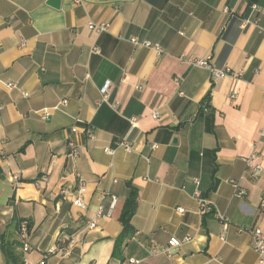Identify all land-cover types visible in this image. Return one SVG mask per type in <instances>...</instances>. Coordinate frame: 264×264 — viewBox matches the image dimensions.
Returning <instances> with one entry per match:
<instances>
[{
	"label": "crops",
	"instance_id": "1",
	"mask_svg": "<svg viewBox=\"0 0 264 264\" xmlns=\"http://www.w3.org/2000/svg\"><path fill=\"white\" fill-rule=\"evenodd\" d=\"M180 57L241 74L216 79ZM263 89L264 0H0V264H259L238 228L264 233ZM121 138L131 151H104ZM185 235L168 256V239Z\"/></svg>",
	"mask_w": 264,
	"mask_h": 264
},
{
	"label": "built area",
	"instance_id": "2",
	"mask_svg": "<svg viewBox=\"0 0 264 264\" xmlns=\"http://www.w3.org/2000/svg\"><path fill=\"white\" fill-rule=\"evenodd\" d=\"M76 2H81L84 0H75ZM251 10L252 11H258L259 10V6L255 3H252L250 5ZM88 27L92 30H94L97 33H100L104 30L107 29V24L106 23H95V22H88L87 23ZM134 41V40H133ZM145 45H150V42L145 41L143 42ZM155 48L159 49L158 44L154 45ZM95 50H97V48H95ZM181 61H187L190 65L192 66H196V67H201V68H205L208 69L211 72V75L213 78H223L226 76H231V77H238V75H240V72H235L233 71L231 68L225 67V68H218L213 66L210 61L208 60V58H188V59H184L183 57H180ZM176 81H178V78H175ZM7 86L10 88L16 87L14 82H7ZM109 90H110V83L106 82L105 85L102 88V99L105 101H109ZM180 93H182L180 91ZM263 96H264V89H263ZM24 96H27L28 93L27 92H23ZM232 97L235 96V92L232 93L231 95ZM59 104L65 105L67 104V99H62ZM59 104L55 105L54 108H58ZM113 106H115V104L112 103ZM3 104L0 103V110L3 108ZM158 115L157 112L153 113V116L156 117ZM42 118L47 119L48 118V114H43ZM134 124V119L132 118V125ZM90 138H94L93 134H90ZM69 148H70V155L73 157H76L78 155V149L75 145V143L73 141H69L68 142ZM116 147H120L123 148L125 151H131L133 149L131 142L127 139V138H121L115 141L114 147H105L104 151L107 153H112L113 150ZM157 144H152V148H156ZM259 154H257L256 152H252L246 159V165L250 170V175L252 177H258L261 172H262V166L261 163L259 161ZM13 181L15 182V184H19V178L17 175L13 176ZM193 182L195 183L196 187L194 189L193 192V196L195 197V199H197V201L200 203V205L203 207L204 211H211L212 207L210 206V204L201 196V192L198 189V184H199V180L198 178H193ZM86 188V184L84 182V180L79 176L77 179V188H76V195L75 197L72 199V204L74 206H76L79 209H85L87 206V203L84 201L83 195H84V191ZM69 191L66 189L62 190V194L66 195ZM240 193H242V191H240ZM111 196V203H110V208L109 210L105 213L106 215H110L112 208L114 207V204L116 202V197L114 195H110ZM261 206H264V200L261 201ZM179 211H183V208H178ZM103 212L101 210V207H99L98 211H97V216H102ZM218 219L221 221L222 226H223V232L224 230H226L227 228V221L224 215L218 213ZM88 227L89 228H93L95 227V221L91 220L88 222ZM239 231L241 232H248L253 240L252 243V247L254 248V250L258 253L259 255V261L258 263H262L264 261V233L263 231L259 228V227H250V226H245V227H239L238 228ZM28 232V227L26 222H23L20 226V235L21 237L24 239H26V235ZM221 238H223V235H221ZM192 239V237L190 235H185L182 238H178L176 236H171L168 239V244L167 247L165 248V252L168 256H172L173 250L179 246L180 244H182L183 242H188ZM24 249L27 250L29 249V245L25 242L24 243ZM58 249H62L61 248H56L54 250H50V251H55Z\"/></svg>",
	"mask_w": 264,
	"mask_h": 264
},
{
	"label": "trees",
	"instance_id": "3",
	"mask_svg": "<svg viewBox=\"0 0 264 264\" xmlns=\"http://www.w3.org/2000/svg\"><path fill=\"white\" fill-rule=\"evenodd\" d=\"M209 94L207 95L206 99H208ZM205 107L208 105H204ZM135 207H136V191L132 190L129 197L127 198L121 216H120V220L123 223V233L121 235V238L119 240L122 241L125 238V233H127L132 227H131V217L135 211Z\"/></svg>",
	"mask_w": 264,
	"mask_h": 264
},
{
	"label": "water",
	"instance_id": "4",
	"mask_svg": "<svg viewBox=\"0 0 264 264\" xmlns=\"http://www.w3.org/2000/svg\"><path fill=\"white\" fill-rule=\"evenodd\" d=\"M47 3L55 6V7H58L59 6V3H60V0H47Z\"/></svg>",
	"mask_w": 264,
	"mask_h": 264
}]
</instances>
